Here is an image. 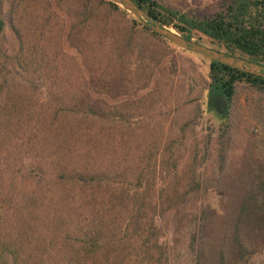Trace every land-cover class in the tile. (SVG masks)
I'll list each match as a JSON object with an SVG mask.
<instances>
[{"label":"trees","instance_id":"1","mask_svg":"<svg viewBox=\"0 0 264 264\" xmlns=\"http://www.w3.org/2000/svg\"><path fill=\"white\" fill-rule=\"evenodd\" d=\"M30 1L0 0V45L10 33L18 46L0 51V264H124L135 248L130 230L151 228L161 207L153 199L144 213L147 196L132 192L134 181L147 186L151 161L130 159L138 142L124 137L129 116L118 99L164 63L171 46L107 0H44L25 34L20 12ZM132 1L190 41L264 65V0H222L212 16ZM41 41L66 47L69 64L36 56ZM199 59L203 106L214 112L205 144L216 153L205 148V177L194 157L188 189L175 193L168 212L175 228L197 222L194 264H247L264 250V78ZM201 109L183 133L204 117ZM209 192L221 195V211L194 200Z\"/></svg>","mask_w":264,"mask_h":264},{"label":"rangeland","instance_id":"2","mask_svg":"<svg viewBox=\"0 0 264 264\" xmlns=\"http://www.w3.org/2000/svg\"><path fill=\"white\" fill-rule=\"evenodd\" d=\"M158 1L184 12H195L200 16H212L222 2V0ZM4 4L3 12H6L8 4L6 2ZM26 5L27 9L20 12L22 13L20 21L25 34H27L28 28L35 29L36 23H30V20L34 22L36 15L43 11L45 2L44 0H33ZM118 20L124 19L118 18ZM58 34L63 35L62 33ZM55 35L54 31V37H52L55 38ZM59 39L60 37L57 40ZM16 44L14 36L8 33L6 39L1 41V53L15 52L18 50ZM44 45L41 41L36 56L42 51L46 52L51 60H55V63H51V65L58 66L60 69L69 64L63 56L68 53L66 47H63L61 52L62 48L57 42H52L48 47H44ZM155 45V41H150V47H155ZM169 46H171L168 50L170 55L167 60L159 67H155L152 73L147 71L143 81L140 80L139 83L133 84L129 95H121L118 99L119 104L125 105L126 114L129 116V125L126 123L124 137L128 140L129 135L133 133L136 137L135 141L138 142L132 144V152L135 153V157L130 159H135L138 162L139 155L145 163L151 161V169L144 181L147 186L145 188L138 186L137 181H134L132 187L134 191L132 192L139 197L147 196L144 213L148 212L146 207L153 199H159L161 207L160 216L156 218L151 228L148 227L143 233L135 234L133 229L130 230L127 235V245L131 244L135 248L127 249L124 252V264H158V261H161L162 264H194L195 261L191 242L197 230V222H191L192 225L190 223L189 226L186 225V222L181 223L178 228H175V215L174 213L169 214L168 210L175 193L182 196L188 189L186 183L189 180L190 166L194 157L199 160L198 174L204 177L207 175L208 161L211 159L208 158L209 156L205 157V148L208 147L213 155L216 153L215 144L209 146L205 144L207 135L210 134L213 127L214 112H208L206 106H203L207 100L202 91L203 82L199 57L171 44ZM56 53H59L57 57ZM160 55H165V52H160ZM39 81L44 84L48 81L50 83L52 80L39 79ZM40 82L38 83L41 84ZM102 96L107 99V96ZM199 107L206 110L204 117L199 119L196 125H190L183 133V126L197 115ZM223 107V104H219L220 113H223ZM249 136L254 141L258 138L250 134ZM246 137L247 135L242 140L241 137L239 138V146H236L235 149L236 153H239L245 145ZM262 153L264 155V152ZM196 194L193 193V195ZM161 195L163 196L160 197ZM197 196V198L194 197V200L198 204L204 203L216 211L222 210V197L218 193H198ZM195 206L192 201V208ZM150 217L149 213V216L144 217L142 222L148 221ZM156 229H159V232L154 237ZM144 244H147V249L142 247ZM247 264H264V250L253 255Z\"/></svg>","mask_w":264,"mask_h":264},{"label":"water","instance_id":"3","mask_svg":"<svg viewBox=\"0 0 264 264\" xmlns=\"http://www.w3.org/2000/svg\"><path fill=\"white\" fill-rule=\"evenodd\" d=\"M107 1L125 11L142 27L149 29L152 33L160 36L169 44L187 53L194 54L210 62L221 64L245 74L264 78V65L254 63L239 57L227 55L210 47L199 45L194 41H190L176 33L174 30L162 27L148 12L140 8L132 0Z\"/></svg>","mask_w":264,"mask_h":264},{"label":"flooded vegetation","instance_id":"4","mask_svg":"<svg viewBox=\"0 0 264 264\" xmlns=\"http://www.w3.org/2000/svg\"><path fill=\"white\" fill-rule=\"evenodd\" d=\"M215 105H216V108L218 109L219 103H215Z\"/></svg>","mask_w":264,"mask_h":264}]
</instances>
